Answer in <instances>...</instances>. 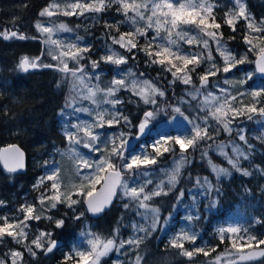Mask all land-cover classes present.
<instances>
[{"label":"snow or ice","instance_id":"snow-or-ice-1","mask_svg":"<svg viewBox=\"0 0 264 264\" xmlns=\"http://www.w3.org/2000/svg\"><path fill=\"white\" fill-rule=\"evenodd\" d=\"M115 6L117 14L124 17L114 24L105 20L106 42L105 54L99 59H91L90 44L82 43L84 37L76 35L73 40L60 37L61 33H73L74 29L66 23L55 22L58 16H79L95 20L101 14ZM218 7L213 0H53L39 13L40 17L48 18L45 25L37 21L35 28L45 45L48 56L55 64H44L41 57L30 58L24 55L20 58L17 68L24 73L30 69L52 68L62 74V77L71 80V92L65 100V105L60 109V115H65L66 109L71 111L68 115L75 119L63 125V134L68 142L67 151L63 155L72 159L76 165L79 184L64 186L60 180L61 169L58 166L48 168L46 174L40 177L33 186L39 190L46 181L50 188L39 192L36 202L21 204L14 215H0V245L6 238H10L19 247L10 248L0 255V264H25V254L35 259L38 252L48 254L53 252L58 242L52 239V233L39 230L30 238L31 221L39 222L42 219L51 221L53 217L48 213L56 209L59 204H67L72 209L81 203L74 196H82L86 210L92 214L102 213L113 201L120 197L128 202L123 204L124 209L132 208L140 218V223L133 221L130 224L133 234L128 239L120 237L119 225L108 237H103L92 231L82 232L86 237V250L74 247L64 257L63 264H101V259L112 252L127 256L125 246L129 251L139 249L147 237L161 227V207L155 206L153 201L159 197L176 194L183 178L184 169L193 162V153L200 151L201 160H206L210 172L217 182L222 177H230L232 171L243 176H251L252 172L242 166L243 161H250L253 145L248 143L246 132L235 124L238 117H246L249 121L255 115L264 116V86L249 93L236 91L233 95L228 88L216 85L217 91L209 90L210 78L218 74L233 72L238 66L250 63L247 54L238 55L227 45L222 28L227 26L233 33L237 30L240 21L245 22L246 31L242 37L248 46V51L257 53L254 71L246 72L243 78L230 80L225 78L224 85H245L256 73L264 75V19L257 22L247 11L243 0H234L233 6L228 8L218 21L215 9ZM127 25L128 31L121 32L120 27ZM79 25L77 26V28ZM115 32L116 34H113ZM149 32L153 33L149 35ZM4 39H29L27 35L18 30L0 31ZM56 37V38H54ZM144 44H140V39ZM234 40L235 36L229 37ZM124 50L127 55L117 49ZM187 46V47H185ZM213 51L222 59V66H218ZM143 52L146 66L158 65L163 73L171 75L169 85L177 81L186 88L184 96H168L163 85L158 86L152 79L145 78L144 72L126 66L129 60H136V53ZM89 63H82L85 59ZM70 63L74 66L70 67ZM114 66V75L109 81L102 80L101 64ZM207 64L202 73L197 69ZM89 66L91 71H89ZM198 76L199 86L193 81V75ZM160 76V73L157 74ZM59 86V85H58ZM121 91L130 92L146 106H152L143 112L138 125H133L129 115H125L121 107L124 100L119 97ZM251 97V103H245L243 97ZM187 97V99L185 98ZM163 101L175 114H179L191 127L184 133L175 136L162 135L150 147L151 152L144 151L136 154L130 149L129 137L131 131L124 129L136 127L139 134H143L149 123L158 112L163 111L160 106ZM87 102V106L85 105ZM195 103L197 114L189 118L185 116L183 105L191 107ZM79 113L87 114L89 119H81ZM121 128L118 132H106L105 129ZM227 133L229 137L235 131L238 141L229 139L227 142L218 141L220 132ZM264 141V134L257 137ZM207 146L201 148V144ZM243 145V146H242ZM177 146L179 153L176 155ZM86 149L88 153H98L99 157L91 158L90 155L80 151ZM191 150V151H190ZM210 151L223 157L229 167L221 166L213 161ZM165 153L173 154L172 167L160 168L162 178L153 180L159 159ZM22 156L19 150L10 154L15 161V167L9 169L14 172L22 168ZM45 166L49 161L44 162ZM256 171L264 175V167L254 165ZM192 188L179 187L175 195L177 208L184 200L186 193L191 194L195 203L200 195L205 197L213 192L219 194L220 188L214 185L207 175L189 177ZM103 183L104 195H94L95 186ZM193 189L200 191L193 192ZM0 201V205H3ZM216 201L212 200L205 207H215ZM84 213L74 215L73 219L80 220ZM172 213L163 218V225L168 224ZM191 214L186 220L191 222L198 219ZM255 223H264L259 219ZM65 219H56L55 226L62 228ZM221 243L225 239L230 242V247L223 253L212 256L219 245L208 248L205 246L185 248V243L195 245L199 238L198 233L191 229H181L169 239V245L178 250L179 254L191 259L194 255L203 254L208 257L207 264H250L259 258H264V239L250 233L249 228L239 224H229L227 227L217 229ZM142 256L136 252L134 260L128 264H141ZM114 264H124L117 259Z\"/></svg>","mask_w":264,"mask_h":264},{"label":"trees","instance_id":"trees-1","mask_svg":"<svg viewBox=\"0 0 264 264\" xmlns=\"http://www.w3.org/2000/svg\"><path fill=\"white\" fill-rule=\"evenodd\" d=\"M52 1L0 0V31L5 29L9 31L18 30L30 37L26 40H6L0 37V148L3 145L18 142L26 150L29 160L28 170L24 174L6 172L0 162V199L10 203H13L15 197L30 189L34 178L41 173V169L34 166L35 161L38 158L44 159L55 149L64 147L68 143L63 134V118L59 113L71 92L70 78L65 80L61 73L52 68H44L27 73L21 72L17 68L18 61L24 55L30 58L40 56L41 62L44 64L56 63L47 56L45 45L42 44L41 40L31 38L39 37L40 34L36 30L35 24L37 21H48V18L40 17L39 13ZM213 2L218 5L215 9V14L218 21L222 22L221 18L224 12L233 6L234 0H213ZM243 2L246 4L247 11L257 22L264 19V0H243ZM117 17L124 18L122 15L117 14L114 6L95 20L79 16H58L53 19L57 23H66L77 30L84 37V41L92 46L89 56L99 59L101 56L100 52H102L106 42V30L103 22L105 20L111 22L116 20ZM78 25L79 27L77 28ZM121 27L126 28L124 25ZM222 31L228 47L235 53L240 55L243 49H248L242 39L246 31L244 21L238 23L235 33L227 26H224ZM232 36H235L234 40L229 39ZM139 43L144 44V39L141 38ZM122 51L124 52V50ZM125 54L127 55V53ZM250 54L253 60L257 56L256 52L250 51ZM213 55L216 61L218 60L217 62L221 60L219 54L215 51H213ZM136 57L135 61L130 59L126 66L121 67L133 68V70L138 68V74L139 72H144L145 78L152 79L158 86L163 85L169 97H172L173 93L175 97L184 96L188 86L183 85L179 81L174 85H169L168 82L172 80L170 74L163 73L158 65L146 66L144 63L146 57L143 52L136 53ZM69 66L72 67L74 65L70 63ZM207 67V64H203L197 71H204ZM250 67H254V62H251L249 66H244L245 69ZM241 69L243 68L238 67L235 72L240 74ZM101 70L103 73L102 80L108 79L110 74L104 73L105 71H110V66L102 63ZM158 73H160L159 77L157 76ZM219 76L218 80L223 74H219ZM210 79L212 81L209 86H213V81L216 78ZM193 81L198 86L199 80L195 74L193 75ZM133 98L132 101L126 100L121 109L125 115H129L133 125H138L143 112L152 106L144 105L137 97L133 96ZM185 98L187 99V97ZM261 105L264 106V104ZM160 106L163 111L157 113V117L152 120L153 125L155 121L167 120L177 115L163 101H161ZM182 108L184 114L189 118L196 115L195 103L191 107L183 105ZM255 116L258 119L263 118V116L258 114ZM235 122L241 123L243 127H246V138L248 143L253 145L251 160L242 162V166L248 168L252 175L243 176L239 172L232 171L230 177H222L217 182L215 176L210 172L207 161L201 160L200 151L197 150L193 153V162L184 169L183 178L176 194H178L179 187L192 188L189 177L195 178L196 176L202 177L205 175L209 177L214 185L218 183L219 194L213 192L207 197L202 194L198 197L197 202L194 203L192 201L188 208L182 206L181 203L175 209L172 206L176 202V194L156 198L153 204L161 207V227L147 237L139 249L135 251H129L128 249L126 251L128 255L122 256L123 259L121 261H124V264H128L129 260H134L136 252L143 258L141 264H207L209 258L204 257L203 254L194 255L189 259L180 255L178 250L169 245V239L177 232L178 225L183 224H186L188 229L194 230L199 236L195 245L186 242L185 248L192 250L193 247L205 246L207 250L219 245L216 248V252L212 253L213 257L223 253L225 249L230 247V242L227 239H225L224 243L220 242L217 234V229L220 227L229 224H239L242 227L249 228L251 234L264 239V223H255L256 219L264 221V175L256 171L254 167V165L264 167V141L257 139L258 136L264 134V131L256 129L254 119L249 121L246 117H238ZM111 130L118 132L121 128L107 129V131ZM124 130L131 131V137L137 133L136 127ZM151 136L149 135L148 137L150 138ZM217 139L218 141L227 142L229 139L238 138L235 131L231 137L221 131ZM206 146V144L202 143L200 147ZM178 153L177 146L176 155ZM210 155L217 164L229 167L224 158L218 156L214 151H210ZM173 159V154L165 153L159 159V164L151 166L150 169L155 170L163 163L161 167H166ZM185 196H188V193ZM212 200L216 201L215 207H205ZM127 202V200L118 197L113 207L99 218L89 216L83 203L72 209L64 204H59L56 209L51 210V213L57 219H65L64 226L57 228L54 220L31 221V236L39 230H45L52 233V239H62L67 243L72 236H75L85 227L103 237H108L118 225L120 233L125 234L130 232L128 224L133 221L141 222L132 208L124 209L123 204ZM194 207L196 214L192 213L195 212V210H192ZM81 212L84 215L80 220L73 219L74 215H78ZM169 212L172 213L169 218L172 223L164 226L163 218L167 217ZM189 214L199 218L189 222L185 219ZM16 247L19 246L15 245L10 238H6L4 243L0 245V255L7 252L8 249ZM66 254V251L54 250L48 254L38 252L35 259L25 254L24 259L25 264H63ZM68 264H72V262H68ZM101 264H114V261L110 258H105L101 261ZM250 264H264V258H259L250 262Z\"/></svg>","mask_w":264,"mask_h":264},{"label":"rangeland","instance_id":"rangeland-1","mask_svg":"<svg viewBox=\"0 0 264 264\" xmlns=\"http://www.w3.org/2000/svg\"><path fill=\"white\" fill-rule=\"evenodd\" d=\"M53 2V1H52ZM124 18H119L117 17L116 20H112L110 23H115L116 21L118 20H123ZM41 23H44L45 25H47L48 21H40ZM126 28H122L120 27V30L121 31H127L129 29V27L127 25H124ZM70 27V26H69ZM72 28V27H71ZM74 29V28H73ZM113 34H115V32H113ZM153 33L150 32V35H152ZM76 35H79L81 36V34L74 29V32L73 33H61L60 34V37L62 38H66L68 40H73L75 38ZM56 38V37H54ZM83 43V41H82ZM84 43L87 44L86 41H84ZM187 47V46H185ZM46 49V47H45ZM117 49L119 51H121L122 54H125L121 49H119L117 47ZM47 52V51H46ZM252 52H255V51H252ZM101 55H104L105 54V50H104V47L102 49V52H100ZM244 54H247L248 56V60L251 62H254L251 54H250V51H248V49H243L240 53V55H244ZM126 55V54H125ZM48 56V54H47ZM49 57V56H48ZM91 59H98V58H95V57H92L90 56ZM218 61V60H217ZM216 61V62H217ZM82 63L84 64H88L89 61L88 59L86 58L84 61H82ZM220 63V64H219ZM250 63H245L243 65H240L238 67L240 68H243L241 69L242 71H240L238 74L237 72H235V69L233 70L232 73L230 74H227V77L223 74V76L220 78V80H218L217 78L220 77L219 74L217 77H215L216 79H214L213 81V86H209V90H214V91H217V94H218V89L216 87V85L219 83V86L220 87H225V88H228V90L230 92H232L233 95L236 94V91H240V92H244V93H249L251 92L252 90H258L259 88H261L262 86H264V80L259 78V76L257 75V73L253 76V78L251 80L248 81V83H246L245 85H242V86H238L236 84H231V85H224L222 83V81L225 79V78H228L230 80H238L240 78H243L244 74L246 72H251V71H254V68L255 67H250V68H244V66H249ZM218 66H222V59L217 62ZM110 66V71H105L104 74H110L109 78L108 79H105L103 81H109L112 76L114 75V66ZM122 69L123 68H128V67H121ZM108 70V69H107ZM89 71H91L90 69V66H89ZM198 73H202L204 71H197ZM197 76V75H196ZM198 77V76H197ZM212 79H210V83H211ZM154 82V81H153ZM155 83V82H154ZM198 86H199V82H198ZM119 97L122 98L124 101L128 100V101H132L134 98L133 96L131 95L130 92H127V91H121L119 93ZM243 101L245 103H251V97L248 96V95H245L243 98ZM84 106H87V102H85V105ZM259 106H263V105H258ZM122 107V106H120ZM149 110V108H148ZM71 110L70 109H66L65 111V115L62 117L63 120H62V123L64 125V123L68 122V121H72L75 119V116H71V115H68V113L70 112ZM196 114H197V111H196ZM80 116L81 119H89V117L87 116V114H84V113H79L77 114ZM186 116V115H185ZM157 117V116H155ZM242 120V119H241ZM254 120H255V127L256 129H259V130H263L264 131V116L262 119H258L256 116L254 117ZM236 125H239L240 128H243L245 131H246V127L242 126L241 123H236ZM241 125V126H240ZM149 126H150V135H152L149 139H146L144 141H142L138 146L137 148L134 150V152L136 154H140L144 151H148V152H151L152 149H151V145L162 135H172V136H175V135H178V134H182L185 132L186 129L190 128L191 126L187 124V122L184 120L183 117H181L179 114L173 116L172 118L170 119H167V120H162V121H155V124L153 125V122L151 121L149 123ZM106 132H115L113 130L111 131H107V129H105ZM233 135V134H232ZM233 141H235L236 143H241L240 141H238V139H232ZM243 146V145H242ZM67 148H68V143L66 146L64 147H61V148H58V149H55L53 152L50 153V155H48L47 157H45L44 159H37L34 163V166L36 168H39L41 169V173L38 174L35 178H34V182L30 185L31 188L30 189H27L24 193H22L20 196L18 197H15L13 200V203H10L9 201H5L3 199H0V201H3V205H0V215H14L16 213V209L23 203L25 202H29V203H34L36 202V198L37 196L39 195V192H42L44 191L45 188H50V182L46 181L45 184L39 189H35L33 186L36 184L37 180L44 176L46 174V171L48 168H51L53 167L54 165L55 166H58L60 169H61V172H60V180L62 182V184L64 186H71L73 184H79L81 181H80V177L77 175V169H76V165L74 163V161L72 159H70L68 156L66 155H63L64 152L67 151ZM80 151L82 152H85L86 154L90 155L91 158L93 159H96L99 157V154L98 153H88L86 149H83L81 148ZM45 161H49V164L47 166H45L44 162ZM165 161V160H163ZM172 163H169V165H167L166 167H161L163 164H160L159 167H157V169H155V174L153 175V180H157L158 178H162V176L160 175V172H159V169L160 168H164V169H167V168H170L172 167ZM151 171V169H149ZM100 183L96 184L95 188L99 185ZM195 191H199L198 189H193V192ZM186 197H188V199H186ZM74 199H78L81 201V203L84 204L83 202V197L82 196H74L73 197ZM186 199V200H185ZM125 200V199H124ZM184 202H182V206H184L185 208H188L190 203L192 202V199H191V194L188 193V196H185L184 198ZM81 203L75 205L73 208L79 206ZM66 207L67 204H64ZM53 210V209H52ZM192 210H195V207L192 209ZM191 209H189V211L192 212ZM193 214H196V210L195 212H192ZM49 215H51L53 217V220L55 221L57 218L51 213V211L48 213ZM172 223V220H169L168 221V224H171ZM128 226L130 227V224H128ZM228 226V225H227ZM227 226H224V227H227ZM184 228H187V225L186 224H183V225H178V229H177V232H179L181 229H184ZM90 229L88 228H83L79 233L75 234V236H72V238L66 243V245H64L63 248L61 249H55V250H63V251H66L67 254L73 250L74 247H77V248H80L81 250H86L87 248V244H86V237H83L81 236V233L82 232H87L89 231ZM92 231V230H90ZM93 232V231H92ZM176 232V233H177ZM31 233H32V230H30V236H31ZM133 234L132 232V228L130 227V232H126L125 234H121L120 233V237L122 239H128L131 235ZM128 250V246L126 245L125 246V249L123 250L124 252H126ZM54 251V250H53ZM122 256L124 255H121L120 253H116V252H112L110 253L108 256L106 257H103L101 259V261L105 258H110L111 260L113 261H116L117 259L119 260H122Z\"/></svg>","mask_w":264,"mask_h":264},{"label":"water","instance_id":"water-1","mask_svg":"<svg viewBox=\"0 0 264 264\" xmlns=\"http://www.w3.org/2000/svg\"><path fill=\"white\" fill-rule=\"evenodd\" d=\"M254 62H255V60H254ZM254 66H255V63H254ZM39 69H41V67L37 68V69H30L28 72H32V71L39 70ZM257 75L259 76V78L264 80V75H261L259 73H257ZM149 135H150V126L149 125H148V127L146 128V130H145V132L143 134H139V131H138V128H137L136 135L129 139L130 140V149L135 150L137 148V146H138V143L141 140H146ZM16 150H19L20 153H23V156H22L23 167L22 168H17L16 171L11 172V171H9V169L12 168V167H15V161L10 158V154L14 153ZM0 162H1L2 166H3V169L6 172L16 173V174H24L25 172H27V169H28V162H29L28 154H27L26 150L20 144H18V143H10V144L2 146L0 148ZM103 188H104L103 183H100L95 188L94 195H96L97 197H102L104 195ZM117 198H114L112 203L107 208H105V210L102 213L92 214V213H89L88 211H87V213L92 218H99V217L104 215L107 211H109L113 207V205L115 204ZM84 206H85V208L87 207L85 203H84ZM54 240H56L58 242V245H57V247L55 249L63 248L65 243H66L62 239H54Z\"/></svg>","mask_w":264,"mask_h":264},{"label":"bare ground","instance_id":"bare-ground-1","mask_svg":"<svg viewBox=\"0 0 264 264\" xmlns=\"http://www.w3.org/2000/svg\"><path fill=\"white\" fill-rule=\"evenodd\" d=\"M13 143H18V142H13ZM10 144V143H9ZM18 144H20V143H18ZM6 145H8V144H6ZM21 145V144H20ZM138 145H139V143H138ZM3 146H5V145H3ZM2 147V146H1ZM28 170V169H27ZM10 173V172H9ZM26 173V172H25ZM14 174H16V173H14ZM64 241V240H63ZM65 242V241H64Z\"/></svg>","mask_w":264,"mask_h":264},{"label":"flooded vegetation","instance_id":"flooded-vegetation-1","mask_svg":"<svg viewBox=\"0 0 264 264\" xmlns=\"http://www.w3.org/2000/svg\"><path fill=\"white\" fill-rule=\"evenodd\" d=\"M41 69H44L43 67H41ZM133 137H134V135H133Z\"/></svg>","mask_w":264,"mask_h":264}]
</instances>
